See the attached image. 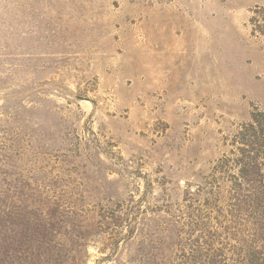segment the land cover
I'll return each instance as SVG.
<instances>
[{"label":"rangeland","instance_id":"obj_1","mask_svg":"<svg viewBox=\"0 0 264 264\" xmlns=\"http://www.w3.org/2000/svg\"><path fill=\"white\" fill-rule=\"evenodd\" d=\"M0 264H264V0H0Z\"/></svg>","mask_w":264,"mask_h":264}]
</instances>
